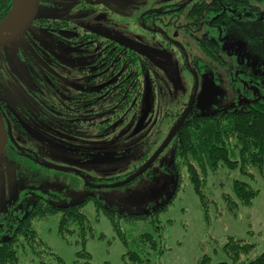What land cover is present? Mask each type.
Segmentation results:
<instances>
[{
  "label": "rangeland",
  "instance_id": "rangeland-1",
  "mask_svg": "<svg viewBox=\"0 0 264 264\" xmlns=\"http://www.w3.org/2000/svg\"><path fill=\"white\" fill-rule=\"evenodd\" d=\"M138 1L143 2L140 8L137 10L127 8L123 19L118 20L115 25L116 33L126 39L134 35L141 36L140 31L144 26L140 17L152 7L155 12L162 11L169 5L185 0H153V6L150 0ZM250 10L247 15H238L230 25L232 32L241 42L238 44L241 50L237 59L234 56L231 59L221 55L218 62L210 63L208 56L195 50V53L207 64V67L197 74L198 90L195 96V108L200 114L209 115L227 109L245 110L254 102L264 104V0H252ZM43 11L60 14V10H43L41 7L38 15ZM67 16L74 22L86 25L88 22L96 23L93 21L95 19L91 20L89 16H84V12L69 13ZM159 16L162 23H156V28L163 29V23L168 18L162 14ZM171 19L169 21L172 23L168 27L175 32L174 25L180 24L181 21ZM201 36L196 37L200 39ZM141 38L144 39V35ZM178 38L176 40L179 42ZM23 39L20 37L2 48L11 52L12 57L6 55V66L18 69L12 73L18 79L24 77L25 66L15 49L20 45L23 48L27 46ZM40 40L47 47L56 48L52 37L42 35ZM175 58L176 54L175 57L170 56L171 60ZM139 60L144 66L143 74L140 76L142 110L151 109L153 106L151 112L148 110L147 121L141 132L136 134L133 128V119L136 116L132 113L133 109L126 112L125 123L112 131L103 143L97 138L93 141L99 142L95 144L94 150L84 145L76 154H71L63 150L46 148L42 153L46 161L57 167L72 158L85 160L87 163L93 162L88 168H83L81 162L77 165L103 186L122 183L129 176L134 175L139 165L154 153L167 137L178 114L183 111L182 105L189 102L195 82L192 72L181 73L178 88L184 87L185 94L178 95L179 98L174 94L170 98L166 92L161 93V87L168 86L164 81L165 70L154 65L153 69H149L144 59V61L142 58ZM156 64L163 67L158 62ZM177 74L180 75V72ZM24 81L25 79L21 82L25 85ZM61 86L71 87L70 82L65 80L61 81ZM22 88L20 84L12 82L7 91L15 97L24 96L25 89ZM45 137L51 142L76 150L78 148L73 142L80 144V140H84V137L76 139L71 136L73 139H70L68 135L61 136L52 131ZM22 142L40 146L39 142L32 139ZM102 145H105L104 150ZM173 150L174 145L171 142L148 171L128 184L115 187L102 186L93 192L96 203L93 200L87 202L82 213L93 225L95 233L102 235V239H89L85 245V251L91 257L90 264H197L205 256L209 258V264L229 262L222 252L228 237L254 244L249 257H241V261L254 259L264 251V174H260L255 168L248 169L253 175L254 186L259 190L258 196L251 206L238 207L233 212L226 210L222 196L224 194L233 196L234 179L248 181L249 178L243 179L238 172L222 168H219L215 174H209L203 191L213 203L208 209L209 217L205 220L185 171H181L178 176L172 175L169 171ZM6 154L0 157V240L7 239L14 233L25 210L33 203L36 195L49 197L55 194L56 197L51 202L56 206L78 203L86 197L87 193L81 182L72 174L51 169L44 170L33 163L18 160L13 154L8 152ZM169 200L166 209L157 215L159 234L150 223L152 218L129 223L121 219L117 223L122 236H118L112 230L109 220L103 216L102 210L97 208L100 205L122 214L153 213ZM96 217L99 218L97 222ZM57 223L58 216L34 221L36 238L43 246H47L58 255L63 264H77L76 253L80 248L76 242V235H67L65 240L61 239L57 234ZM145 235L154 239L155 247L150 240L143 241L146 239ZM29 247L17 248L19 264H36ZM40 249L41 247L38 246V250ZM133 254L143 262L139 263Z\"/></svg>",
  "mask_w": 264,
  "mask_h": 264
},
{
  "label": "flooded vegetation",
  "instance_id": "flooded-vegetation-1",
  "mask_svg": "<svg viewBox=\"0 0 264 264\" xmlns=\"http://www.w3.org/2000/svg\"><path fill=\"white\" fill-rule=\"evenodd\" d=\"M150 1L153 6V0ZM142 4L143 2L138 0H40L39 8L57 9L60 10V14L43 11L38 15L37 12L29 30L22 36L27 46L23 48L20 45L15 49L25 66L22 79L12 75L18 71L17 68L6 66V55L12 57L11 52L2 49L4 47L0 48V115L7 136L10 135L13 140L7 137L1 156L8 152L18 160L33 163L44 170L68 172L84 187L87 195L83 200L95 202L93 194L97 189L95 186L103 185L77 165L81 162L83 168H88L93 162L87 163L85 160L72 158L67 159L64 165H59V169H54L52 166L55 165L46 161L42 153L46 148L47 150L52 148L76 154L84 145L94 150L95 144L99 142L93 141L97 138L103 143L112 131L125 123L126 112L133 109L132 113L134 116L136 114L133 128L136 134L141 132L147 121L148 110L151 112L153 106L151 109L142 110V97L111 99L110 95L112 83L118 81L124 73L126 67L124 56L127 51L134 52L139 58L144 59L149 69H153L154 65L165 70L164 81L168 86L163 85L161 93L166 92L170 98L174 94L177 98L178 95L185 94L184 87L178 88L179 79L176 80V74L180 72L178 76H181V73L192 72L195 78L194 90L189 102L182 105L183 111L178 114L175 123L191 101L188 116L198 112L195 108L197 74L204 70L207 64L195 50L208 56L210 63L218 62L221 55L231 59L234 56L237 59L241 50L238 44L241 42L230 28L238 17L236 5L232 4L231 0H185L169 5L162 11L157 10L158 12L153 11L152 7L140 17L144 26L140 35H144V39L137 35L126 39L117 34L115 25L118 20L123 19L125 10L127 8L137 10ZM79 12H84V16H89L91 20L95 19L93 21L96 23L88 22L86 25L74 22L67 16L69 13ZM160 14L168 18L163 23V29L156 28V23H162ZM171 18L177 22L181 21L180 24L174 25L175 32L168 27L172 23L169 21ZM42 35L52 37L56 48L42 44L40 40ZM197 35L202 36L198 39ZM176 38L180 41L178 42ZM175 54V60H171L170 56L175 57ZM156 62L163 67H159ZM23 78L25 85L21 82ZM11 79L12 82L23 86L24 96L15 97L8 93ZM62 80L70 82L71 87L61 86ZM126 103L129 104L128 107L125 106ZM143 117V123L136 131ZM50 131L61 136L68 135L70 139L84 137V140H80V144L73 142L78 150L67 148L63 144L47 140L45 135ZM26 139L39 142L40 146L23 143L22 141ZM101 147L104 150L105 145ZM154 153L139 165L135 173ZM39 196L36 195L34 199Z\"/></svg>",
  "mask_w": 264,
  "mask_h": 264
},
{
  "label": "trees",
  "instance_id": "trees-1",
  "mask_svg": "<svg viewBox=\"0 0 264 264\" xmlns=\"http://www.w3.org/2000/svg\"><path fill=\"white\" fill-rule=\"evenodd\" d=\"M231 1L236 5L239 16L247 15L251 11L252 0ZM11 6L12 0H0V23L6 18ZM124 58L126 67L119 80L111 85V99H140L142 95L140 76L143 74L144 66L141 64V60L138 63L140 58L134 52L127 51ZM128 105V103L125 104L127 107ZM171 142H173L174 150L169 171L174 176L185 171L205 220L209 217L208 209L213 202L209 200L203 189L208 175L215 174L219 168L238 172V175L243 179L249 178L248 181L233 180V196L226 194L222 196V201L227 207L226 210L233 212L238 207L251 206L257 198L259 190L254 186L253 175L248 172V169L255 168L260 174H264L263 103L254 102V104L248 105L245 110L227 109L209 115L195 112L188 116ZM55 196L51 195L48 199L46 196L36 197L29 208L25 210L14 233L9 238L0 240V264H19L17 248L26 246H30L36 264H51L52 262L63 264L58 255L37 240L36 231L33 228L34 221L51 216H58L57 234L61 239L65 240L67 235H76V242L80 248L76 253L77 264H90L91 257L85 251V245L89 239L101 240L102 235L95 233L93 225L82 213L89 200L85 199L67 206H56L51 202ZM169 202L170 200L155 209L153 213L122 214L100 205L97 208L101 209L103 216L109 220L114 233L122 236L117 223L121 219L129 223L135 220L147 221L152 218L150 223L153 225V229L158 232L160 227L157 215L166 209ZM98 219L96 217L95 221L97 222ZM145 236L146 239L143 241L150 240L155 247L154 239L149 235ZM25 242L28 243L25 244ZM38 246L41 247L40 250H38ZM253 248L254 244L245 240L228 237L222 247V252L229 262L222 261L216 264H264V251L254 259L241 261V257H249ZM133 256L139 263L143 262L136 254ZM197 264H209V258L205 256Z\"/></svg>",
  "mask_w": 264,
  "mask_h": 264
},
{
  "label": "water",
  "instance_id": "water-1",
  "mask_svg": "<svg viewBox=\"0 0 264 264\" xmlns=\"http://www.w3.org/2000/svg\"><path fill=\"white\" fill-rule=\"evenodd\" d=\"M39 2L40 0H12V6L9 13L7 14L6 18L0 23V48L10 45L14 41L22 37L29 30L30 26L32 25L33 21L37 16ZM178 79L179 76L178 74H176V80ZM191 103L192 101L187 106L185 112L179 117V119L173 125V127L171 128L170 132L168 133L163 143L158 147V149L155 151L152 157L142 166L140 170H138L134 175L130 176L122 183L116 185H110L106 187L126 185L135 178L139 177L141 174H143L152 165V163L160 156L162 151L168 146V144L171 142V140L177 133L178 129L184 123L190 112ZM143 120L144 117L139 121L136 127V131H138L139 128L141 127ZM7 137H9L11 141H13L10 135L7 136L4 121L2 119V116L0 115V156L5 149ZM52 168L59 169V167H55V166H52ZM95 188H99V187L95 186Z\"/></svg>",
  "mask_w": 264,
  "mask_h": 264
}]
</instances>
